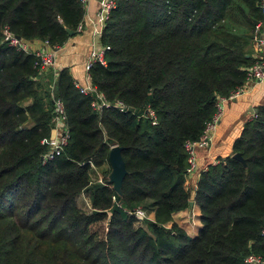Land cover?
Returning a JSON list of instances; mask_svg holds the SVG:
<instances>
[{
	"label": "trees",
	"instance_id": "16d2710c",
	"mask_svg": "<svg viewBox=\"0 0 264 264\" xmlns=\"http://www.w3.org/2000/svg\"><path fill=\"white\" fill-rule=\"evenodd\" d=\"M114 2L100 36L105 64L87 71L110 104L98 111L69 68L45 70L34 53L4 40L8 27L24 40L64 46L83 22L81 0H0V264L264 261V100L232 146L245 164L230 155L201 171L197 234L173 221L192 197L186 143L200 139L217 98L242 87L256 60L259 0ZM55 99L65 104L70 137L45 161ZM113 146L127 170L120 194L107 182ZM97 171L103 183L91 181ZM85 193L90 211L77 205ZM137 207L154 219L138 221L129 214ZM103 221L101 237L92 227Z\"/></svg>",
	"mask_w": 264,
	"mask_h": 264
},
{
	"label": "crops",
	"instance_id": "0c3cea01",
	"mask_svg": "<svg viewBox=\"0 0 264 264\" xmlns=\"http://www.w3.org/2000/svg\"><path fill=\"white\" fill-rule=\"evenodd\" d=\"M98 3L99 0L88 1L84 9V32L71 37L55 53V65L53 68L55 70L69 68L76 80V84L82 86H85L89 82L86 64L91 51L102 48L100 37H92L91 35V31L94 28L92 20L95 17ZM32 45L34 49L50 50L40 40L32 41ZM251 47L252 55L259 57V51L256 50L253 42ZM263 100L264 79L255 84H251L243 94L230 100L227 102L228 104L226 103L227 105L224 106L222 118L212 135L211 144L207 148L196 149V168L186 178V186L192 191L191 201H193L194 189L201 171L208 165L216 163L219 158L233 155L232 146L234 141L240 136L245 123L254 117L255 113L253 110L257 109ZM55 133L53 134V138L55 137ZM84 202H87L85 197ZM88 206L90 207V205ZM148 215V219H154L153 213H149ZM173 221L183 228L189 236H195L199 230L198 227L201 225L199 207L193 201L192 206L174 214Z\"/></svg>",
	"mask_w": 264,
	"mask_h": 264
},
{
	"label": "built area",
	"instance_id": "2783aa9c",
	"mask_svg": "<svg viewBox=\"0 0 264 264\" xmlns=\"http://www.w3.org/2000/svg\"><path fill=\"white\" fill-rule=\"evenodd\" d=\"M89 0H81L84 8L88 4ZM114 0H99L95 17L92 20L94 28L91 31L92 37H100L102 35L106 21L109 19L112 9L114 8ZM258 8L263 17V24L258 23L253 36V43L259 54V57L256 55V60L250 67L247 72L245 83L242 87L234 90L230 93L228 97H218L216 100V112L212 119L206 124V127L198 141L188 142L185 145V148L188 152V167L186 170V178L190 175L196 168V149H204L209 147L212 140V135L220 122V119L223 115L224 106L227 102L232 99H235L237 96L243 94L246 89L253 83H257L264 79V0H259ZM84 22H81L77 27V32H84ZM4 40L8 42L11 46L16 47L18 50H22L28 53H34L40 59V66L43 69L52 68L55 65V53L57 49L51 47L48 42H44L46 47H49L50 50L45 49H34L32 41L24 40L18 38L13 32L9 30L8 27L4 29ZM105 48L93 49L90 53L89 59L86 64V72L93 63L105 64L104 60ZM78 90L82 94H94L96 100L92 103V107L95 110H101L103 107H109L110 104L106 100L105 96L102 93H97L90 83L88 82L85 86L76 84ZM121 111H126L127 107L121 102L118 101L115 104ZM150 116L153 118L154 113L150 112ZM55 124V137L50 140V151L44 156V160H51L56 154H60L64 147L68 144L69 141V130L66 126V111L65 104L61 99H55V117L53 120ZM153 124L155 120L153 119ZM93 167L92 164H90ZM100 183L103 181L99 180ZM129 214L134 216L138 221H143L148 219L147 212L141 208L137 207L134 210L130 211ZM246 264H264V261L260 256L249 255L245 258Z\"/></svg>",
	"mask_w": 264,
	"mask_h": 264
},
{
	"label": "water",
	"instance_id": "95a60500",
	"mask_svg": "<svg viewBox=\"0 0 264 264\" xmlns=\"http://www.w3.org/2000/svg\"><path fill=\"white\" fill-rule=\"evenodd\" d=\"M258 23L255 22V25ZM69 34L71 37L75 35V33L71 30H69ZM20 38V37H18ZM129 112L135 111L133 108L129 107L128 108ZM254 113L257 112V109L253 110ZM122 148L119 146H113L111 147L109 154H108V164L110 167V173L108 175L107 182L108 184H111L113 187V190L117 193L120 194L121 192V186L123 183V180L127 174L125 162L122 158L121 155ZM233 158L241 161L243 164H245L244 159L242 158V155L240 153H234L232 155ZM193 205V201H190L189 206Z\"/></svg>",
	"mask_w": 264,
	"mask_h": 264
},
{
	"label": "rangeland",
	"instance_id": "374dc122",
	"mask_svg": "<svg viewBox=\"0 0 264 264\" xmlns=\"http://www.w3.org/2000/svg\"><path fill=\"white\" fill-rule=\"evenodd\" d=\"M255 84V83H253ZM228 104V103H227ZM226 104V105H227ZM110 173V171H109ZM108 173V175H109ZM107 179H108V176H107ZM99 180L103 181L104 180V175L100 172V171H97V174L95 175H91V181H94V182H99ZM84 197L85 199H87V202L85 203L84 202ZM80 199V201H79ZM79 199H77V205L79 207H81L82 209H84L85 211H90V207L88 205H90V201H89V198L87 196V194L85 193L84 195H81L79 197ZM89 207V208H88ZM149 217V215H147ZM197 223V222H196ZM198 224V223H197ZM193 225V224H192ZM201 227V225L198 227V229ZM95 231L99 236L103 237L104 234L106 233V221H103L101 224H97L94 226V228L92 227V231Z\"/></svg>",
	"mask_w": 264,
	"mask_h": 264
}]
</instances>
